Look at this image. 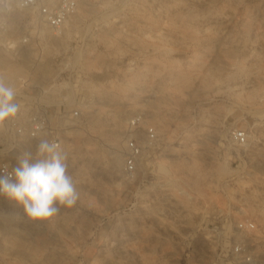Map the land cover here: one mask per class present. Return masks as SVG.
I'll return each mask as SVG.
<instances>
[{
  "label": "rangeland",
  "instance_id": "obj_1",
  "mask_svg": "<svg viewBox=\"0 0 264 264\" xmlns=\"http://www.w3.org/2000/svg\"><path fill=\"white\" fill-rule=\"evenodd\" d=\"M10 18L0 82L18 110L0 121V160L42 158L12 120L77 110L59 128L77 196L46 220L1 198L0 264H232L245 218L264 264V0H94L59 36L31 14ZM136 115L153 146L128 127ZM128 136L143 147L132 174Z\"/></svg>",
  "mask_w": 264,
  "mask_h": 264
},
{
  "label": "built area",
  "instance_id": "obj_2",
  "mask_svg": "<svg viewBox=\"0 0 264 264\" xmlns=\"http://www.w3.org/2000/svg\"><path fill=\"white\" fill-rule=\"evenodd\" d=\"M94 0H0V39L9 41L14 35L10 22L11 15L15 12L31 14L32 21L43 25L52 35L62 34L66 23L77 14L78 10L91 4ZM18 22V21H17ZM20 22V21H19ZM19 23H16L18 25ZM17 35L19 41L26 43L28 38ZM20 37V38H19ZM79 118L77 110L70 112L51 113L48 107H39L29 114L25 120L14 119L10 123L13 136L19 139L47 140L62 146V138L59 128L70 119ZM130 129L142 127L145 133V145L151 147L157 140L155 128L148 124L141 115H136L128 120ZM232 139L235 143L242 145L246 141L245 133L234 131ZM125 156L123 170L126 174H132L137 167V162L143 154V147L136 138L128 136L124 140ZM14 166L5 160H0V174H8ZM4 196H0V199ZM234 233L228 238L227 255L232 264H260L255 247L259 242L256 235L257 227L252 219H241L233 224Z\"/></svg>",
  "mask_w": 264,
  "mask_h": 264
},
{
  "label": "clouds",
  "instance_id": "obj_3",
  "mask_svg": "<svg viewBox=\"0 0 264 264\" xmlns=\"http://www.w3.org/2000/svg\"><path fill=\"white\" fill-rule=\"evenodd\" d=\"M14 97L15 90L0 82V121L16 114ZM37 154L42 158L25 153L11 172L0 174V196L21 205L29 218L46 220L59 211L57 203L71 206L77 194L59 145L42 140Z\"/></svg>",
  "mask_w": 264,
  "mask_h": 264
}]
</instances>
